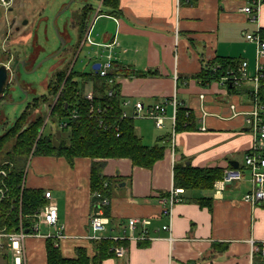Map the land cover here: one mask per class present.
Instances as JSON below:
<instances>
[{
	"label": "crops",
	"instance_id": "0c3cea01",
	"mask_svg": "<svg viewBox=\"0 0 264 264\" xmlns=\"http://www.w3.org/2000/svg\"><path fill=\"white\" fill-rule=\"evenodd\" d=\"M118 1V8L113 9L103 5L102 0H81V15L86 5L91 7V12L83 33L80 22L66 26L72 28L65 38L66 45L71 44L70 56H74L72 49L80 43L76 62L88 43L92 50L88 54L93 57L83 73L91 74H98L93 69L95 63L102 65L111 56L110 73L114 74L108 79L107 92L118 84L121 104L142 102L146 106L176 96L178 106L190 110L195 128L176 131L172 106L168 107L163 128H158L151 118H140L153 121L160 130L135 125L145 145L167 142L164 157L152 168L135 166L127 158L77 157L70 164L65 157L31 155L23 184L29 189L51 192L52 198L48 201L57 206L58 224L55 227L41 222L39 233L26 238V264H47L48 238L59 243L66 258H76L78 248L86 249L88 256L94 257L95 239L90 238L94 162L102 163V176L110 182V204L103 210L109 223L99 234L104 239L127 242L124 256L109 257L101 264H251L252 259L259 261L258 253L252 252L250 240H264V202L252 206L243 200L252 189L250 182L246 179L231 183L217 192L215 184L220 178L213 189L184 191L174 186V167L175 164L218 167L222 173L231 163L244 167L252 133L242 112L252 106L253 84L250 79L238 85L215 80L207 83L198 75L212 66L216 58L237 60L239 66L247 61L249 76L255 74L257 46L246 35L259 30L264 39V3L256 19L242 10L251 0ZM46 3L47 0H15L8 9L0 5L10 14L9 20L0 21L16 31L20 30L19 25L25 24L31 29V22L39 20L41 12L48 9L49 3ZM261 65L264 73V59ZM89 78H81L80 90L84 97L93 92ZM123 109L129 111L132 106ZM176 189H180L181 201L173 205L170 216H165V199ZM201 198L212 199V210L196 202ZM132 218L150 221L147 225L137 224L133 231L134 238L145 234L144 239L131 240L128 222ZM164 225H171V230L163 229ZM58 229L64 235L62 238L55 237ZM10 263V254L5 250L0 254V264Z\"/></svg>",
	"mask_w": 264,
	"mask_h": 264
},
{
	"label": "trees",
	"instance_id": "16d2710c",
	"mask_svg": "<svg viewBox=\"0 0 264 264\" xmlns=\"http://www.w3.org/2000/svg\"><path fill=\"white\" fill-rule=\"evenodd\" d=\"M102 3L113 9L119 6L118 0H102ZM90 12L91 7L86 5L80 19L82 33ZM215 63H219L221 68L214 75H211L209 67L199 73V78L204 82L218 81L223 71L239 67L238 61L234 59L216 58L213 61V64ZM20 69L19 67L18 70ZM113 74L114 72H109L108 76L100 77L99 74L75 72L73 67L70 69L62 67L48 82L47 92L28 101L25 110L14 124L0 135V170L4 169L7 173L3 178L8 188V197L0 200V231L18 230L20 220L25 229H31L37 221L36 214L49 202L42 190L29 189L23 184L26 165L31 155L65 157L70 164H73L77 157H89L93 160L127 158L133 165L143 168H152L164 157L167 142L151 147L145 145L136 132L134 118L122 117L124 109L119 95V85L115 84L111 88L115 90L113 95L107 94L108 79H111ZM79 77L92 81V101L81 94ZM9 88L8 82L2 94L5 95ZM40 99L42 103H48L49 110L46 114L38 111L37 115H33L41 105ZM74 112L76 117L72 116ZM48 115L49 118H57L60 125L67 124L61 127L68 131V139H63L57 145L53 142V134L45 136L42 130V127L46 126L45 118ZM193 123L190 110L178 107L175 130L194 129ZM102 170V163L92 164V193L101 192L109 197L110 182L102 176ZM222 174L218 167L201 168L175 164L174 186L184 191L213 189L214 183ZM92 200L94 203L97 201L94 197ZM196 202L210 210L213 208L210 198H201ZM56 242L52 238L47 239V264H101L105 259L115 256V247L127 245L126 241L111 238L94 240L96 253L93 258L88 256L86 249L78 248L76 258L70 259L62 255Z\"/></svg>",
	"mask_w": 264,
	"mask_h": 264
},
{
	"label": "built area",
	"instance_id": "2783aa9c",
	"mask_svg": "<svg viewBox=\"0 0 264 264\" xmlns=\"http://www.w3.org/2000/svg\"><path fill=\"white\" fill-rule=\"evenodd\" d=\"M15 0H0V5L9 8L13 5ZM264 0H251L248 5L242 8V10L248 14H253L254 18H258L261 6ZM246 39L256 43L257 46V57H256V72L253 76H249L247 61H243L241 65L236 69H227L223 71L219 82L221 84L231 83L234 85L240 84L242 81L250 79L252 82L253 90L250 92V97L252 100V106L249 110L242 112L245 116V124L249 127L252 133V144L248 152L244 156V167H233L229 166L225 168L222 177L215 184V190L220 192L225 189L226 185L231 183H237L240 181L248 180L251 183L252 189L246 193L243 200L251 204L252 206L260 205L264 202V73L262 71L261 60L264 59V39H262L261 34L258 30L257 33L247 34ZM90 40V39H89ZM113 68V63L111 56L108 60L103 63L98 70V74L101 77L108 76L110 70ZM221 65L215 63L209 67L211 70V75H214ZM114 89L108 90L107 94L109 96L113 95ZM85 97L92 101L93 94L87 93ZM201 99L204 98L203 95L200 96ZM123 107L132 106V113L123 110L122 117L128 118H151L155 121L158 128H163L166 120V115L168 107H173V124L176 122V112L178 102L176 96L170 100H164L162 102H156L151 106H146L142 102H136L131 104L129 101L122 102ZM232 109L236 110L235 105L231 106ZM189 114V112H187ZM240 112H236V115ZM73 117H76V112L73 113ZM62 126H66V123H62ZM205 129V128H203ZM174 132V131H173ZM174 134V133H173ZM4 169L0 170V200L7 195V185L4 182L6 175ZM107 183L105 184V187ZM45 197L49 200L52 198L51 192L46 191ZM96 198L97 201L93 202V213L90 217V226L93 234L90 235L91 239L101 240L104 239L99 234L104 231L106 225L109 223V219L104 215L103 210L110 204V198L104 196L101 192L93 193L92 198ZM165 201L167 204L163 208V214L170 216L172 214V207L174 204L181 201L180 189L173 190L171 195H167ZM37 221L31 229H25L22 221L20 220L19 229L14 232H6L4 230L0 231V254H3L5 250L10 254V261L12 264H26V246L25 241L28 236L37 235L39 233V223L43 222L48 225L57 227L58 224V209L55 203L48 202L37 214ZM147 225L150 221L147 219H136L132 218L129 220V228L131 232V240L133 239H144L145 234L141 238H134L133 231L137 224ZM163 229L171 230V225H164ZM146 233V232H145ZM64 235L60 229L57 230L55 237L62 238ZM170 242L174 240L172 236L169 237ZM252 246V252H256L259 255L260 260L254 261L252 259L251 264H264V240H250ZM56 246L59 245L58 242L55 243ZM115 255L122 257L127 253V248L125 246H117L114 248Z\"/></svg>",
	"mask_w": 264,
	"mask_h": 264
},
{
	"label": "rangeland",
	"instance_id": "374dc122",
	"mask_svg": "<svg viewBox=\"0 0 264 264\" xmlns=\"http://www.w3.org/2000/svg\"><path fill=\"white\" fill-rule=\"evenodd\" d=\"M93 1L97 2V0ZM46 4L49 5L48 9L41 12L39 20L31 22V29L27 28L28 24H25L19 25V31H16V28H8V23L1 22L9 20L10 14L0 7V65H6L11 71L10 88L5 95H0V135L14 124L25 110L28 101L47 92V84L57 70L62 67L68 69L73 67L75 72L83 73L86 64L90 62L92 54H88V51L92 50L88 47V43L78 55L76 62L80 43L72 49L73 57L68 50L70 43L62 48L61 39H65L72 30L71 27L66 26H69L71 22L75 26L76 23L79 25L82 12L80 11L81 0H47ZM26 21L25 19L20 23L23 24ZM96 26H98L97 21L94 24L95 28ZM92 37L94 38L95 35ZM66 58L68 59L65 61ZM100 59L103 60V58ZM21 61H24V67L17 70L19 82L15 84L12 72L16 64ZM78 80L79 89H82L81 79ZM48 110V103L41 101L39 109L34 111L33 115H37L38 111L46 114ZM128 113L132 111L129 110ZM48 117L49 115L45 118L46 126L42 127L45 136L53 134V142L56 145L63 139H68V131L62 129L58 119ZM134 124L155 128L153 121L140 118H136ZM156 130L160 131L155 128Z\"/></svg>",
	"mask_w": 264,
	"mask_h": 264
},
{
	"label": "water",
	"instance_id": "95a60500",
	"mask_svg": "<svg viewBox=\"0 0 264 264\" xmlns=\"http://www.w3.org/2000/svg\"><path fill=\"white\" fill-rule=\"evenodd\" d=\"M66 9H67V7H66ZM61 40H62V48H64L65 45H66V40L63 39V38ZM22 66L24 67V61L18 62L16 64V66H15L14 71L12 72V74L14 75V79L16 80L17 83L19 82L18 75H17V70H18V67H22ZM100 67H101L100 63H95L93 65V69L96 72L99 70ZM10 75H11L10 69L6 65L1 64L0 65V95L4 92V90L6 88V85L8 84V82L10 80ZM231 164H232L233 167H238L239 166L238 163H231Z\"/></svg>",
	"mask_w": 264,
	"mask_h": 264
}]
</instances>
